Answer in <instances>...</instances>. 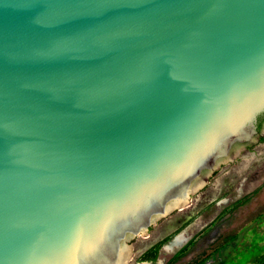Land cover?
Here are the masks:
<instances>
[{"label":"water","instance_id":"water-1","mask_svg":"<svg viewBox=\"0 0 264 264\" xmlns=\"http://www.w3.org/2000/svg\"><path fill=\"white\" fill-rule=\"evenodd\" d=\"M262 114L264 0H0V264H128Z\"/></svg>","mask_w":264,"mask_h":264},{"label":"rangeland","instance_id":"rangeland-1","mask_svg":"<svg viewBox=\"0 0 264 264\" xmlns=\"http://www.w3.org/2000/svg\"><path fill=\"white\" fill-rule=\"evenodd\" d=\"M132 246L128 264H264V135L221 163L187 207Z\"/></svg>","mask_w":264,"mask_h":264},{"label":"trees","instance_id":"trees-1","mask_svg":"<svg viewBox=\"0 0 264 264\" xmlns=\"http://www.w3.org/2000/svg\"><path fill=\"white\" fill-rule=\"evenodd\" d=\"M263 122H264V114H262V115L260 116V118H259V123H258L259 128L261 127V125H262Z\"/></svg>","mask_w":264,"mask_h":264},{"label":"bare ground","instance_id":"bare-ground-1","mask_svg":"<svg viewBox=\"0 0 264 264\" xmlns=\"http://www.w3.org/2000/svg\"><path fill=\"white\" fill-rule=\"evenodd\" d=\"M233 158H234V157H233ZM233 158H232V159H233ZM230 160H231V159H230ZM177 224H178V222H174V225H177ZM144 264H148V263H144Z\"/></svg>","mask_w":264,"mask_h":264},{"label":"flooded vegetation","instance_id":"flooded-vegetation-1","mask_svg":"<svg viewBox=\"0 0 264 264\" xmlns=\"http://www.w3.org/2000/svg\"><path fill=\"white\" fill-rule=\"evenodd\" d=\"M155 259V258H154ZM154 259L152 258L151 261H154ZM159 264H161V260L158 262ZM144 264V263H143Z\"/></svg>","mask_w":264,"mask_h":264}]
</instances>
